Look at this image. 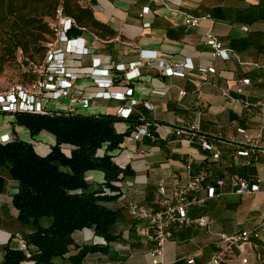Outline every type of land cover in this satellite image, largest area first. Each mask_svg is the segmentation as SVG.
<instances>
[{"label":"crops","instance_id":"0c3cea01","mask_svg":"<svg viewBox=\"0 0 264 264\" xmlns=\"http://www.w3.org/2000/svg\"><path fill=\"white\" fill-rule=\"evenodd\" d=\"M81 3L89 5L94 17L108 24L114 34L100 36L84 28L77 35L93 45L88 54L66 57L68 70L78 75L72 94L88 99L89 106L82 110L85 114L119 115V108L131 107L135 121L115 123L118 132L131 125L115 160L134 170L132 177L121 182V196L108 203L118 210L119 219L112 231L119 233L121 239L109 242L107 253L87 255L83 264H150L152 243L136 235V219L128 215L126 204L134 201L157 208L158 182L162 181L166 193L172 195L176 186L188 178L184 167L188 156L194 159L193 172L204 176L205 186L232 173L258 182L256 192L242 195L236 194L226 182L216 187V197L190 209L191 216L213 220L210 232L193 226L174 230L173 238L165 245V261L185 264V257L193 256L196 264H206L222 245L219 232L235 234L255 227L264 219V112L259 105L264 104V0H81ZM145 7L147 10L143 11ZM186 14L197 17V25L188 27ZM207 32L232 50L230 58L211 55V48L204 43ZM93 59L100 60L98 67L110 70L111 86L99 87L95 83L99 76L92 74ZM159 60L189 62L194 68H185L182 76L166 75L158 67ZM137 61L145 64L138 67V75L130 78L129 66ZM117 65H123L124 70L116 69ZM199 66H214L215 72L203 76L196 69ZM243 78H248L249 83L242 84ZM129 88L130 93L126 92ZM100 91L122 93L123 97L112 94L96 97ZM64 100L66 108L68 99ZM13 118L12 114L0 112V134L31 141L35 148L27 129L14 124ZM194 123L198 125L196 136L176 134L177 129ZM139 127L146 128L147 133L134 138L133 131ZM241 128L253 142L244 140ZM258 133L260 137L256 138ZM37 135L41 137V145L50 148L54 143L53 135L46 131ZM200 136L214 143L220 151L219 158H212V153L201 147ZM243 146L254 147L258 153L251 165H246L245 156L236 154ZM86 179L93 188L103 180V174L90 170ZM16 192V180L0 169V263L4 246H15V235L24 236L31 231L18 220L12 203ZM199 195L206 197V189ZM73 238L78 244L104 243L90 228L74 232ZM69 248L70 252L75 251L73 245ZM54 261L71 264L62 257H55Z\"/></svg>","mask_w":264,"mask_h":264},{"label":"trees","instance_id":"16d2710c","mask_svg":"<svg viewBox=\"0 0 264 264\" xmlns=\"http://www.w3.org/2000/svg\"><path fill=\"white\" fill-rule=\"evenodd\" d=\"M58 10L77 24L68 30V35L81 34V28L100 36L114 34L81 0H0V75L7 66L18 68V51L30 61H41L45 44L53 35L47 19L54 18ZM130 113L126 118L58 114L56 110L13 115V123L25 127L31 137L46 131L53 135L54 143L41 155L31 141L18 136L0 142V169L17 182L12 203L18 220L31 229L23 236L31 246L30 256L7 244L0 264H57L55 257L83 264L87 255L107 253L108 243L121 239L112 231L119 219L118 210L108 203L121 196V182L134 175L128 164L121 166L115 160L120 143L131 131L130 125L118 132L115 123L135 122ZM90 170L103 174V180L93 188L86 179ZM85 228L92 229L104 243H76L74 232ZM251 242L254 260L245 264H264V237ZM71 245L74 252H70ZM219 264L240 263L233 255L225 254Z\"/></svg>","mask_w":264,"mask_h":264},{"label":"built area","instance_id":"2783aa9c","mask_svg":"<svg viewBox=\"0 0 264 264\" xmlns=\"http://www.w3.org/2000/svg\"><path fill=\"white\" fill-rule=\"evenodd\" d=\"M147 8H143L146 11ZM209 17V15H207ZM48 26L53 30V35L46 42V52L41 61L33 62L28 60L21 51H18L16 62L18 69L23 75L24 80L13 82L0 90V112L8 114L16 113H34L48 114L52 109H49L43 100H60L67 98L68 103L64 110H56V113L64 114H85L83 109L89 106L87 98L72 94V90L76 89L75 81L78 77L77 73L69 71L66 65V57L70 54L81 56L88 54L93 43L87 42L84 38L77 35H68V30L72 27H77L73 18L65 16L60 10L57 11L54 18L47 19ZM198 18L189 14L185 16V24L188 27L197 25ZM147 24V23H146ZM84 29V28H81ZM243 29H247L243 26ZM204 43L211 48L212 56H219L223 59L230 58L233 54L231 49L223 47L220 40L210 32L206 33ZM147 56H150L147 54ZM155 58V55L153 56ZM150 58V57H149ZM145 62H133L129 66V77L132 78L138 75V67ZM99 59H93L92 74L99 77L95 83L99 87H107L113 84V80L108 77L111 72L108 68L98 67ZM158 67L166 75H184V69H193V65L189 62L178 64L172 60H159ZM116 69L124 70L123 65H117ZM197 71L203 76L209 73H214V66H199ZM242 84H248L249 79L243 78ZM240 92L241 88L238 87ZM130 93L131 88L126 90ZM123 97L121 93H108L100 91L96 93V97L110 96ZM264 112V104L259 103ZM131 112V107H121L118 109L120 116L126 118ZM198 131L197 124H190L187 127H181L176 130V134H189L196 136ZM240 131L246 142H253L245 129ZM134 138H138L142 134H146V128H135ZM260 137V133L256 138ZM10 139L6 133L0 134V142H5ZM201 147L212 153V158L217 159L220 156V151L215 147L214 143L209 141L205 136H200ZM237 155L245 156L246 165H251L255 161L258 153L254 147H240L236 150ZM194 159L188 156L184 162V167L188 172V178L183 184H178L172 195H168L165 191L162 181L157 184V192L160 196L157 208L148 204L129 201L126 204L128 215L136 219L134 232L137 236L149 240L152 245L149 249L151 256L150 264H172L167 263L164 258L165 245L173 238L174 230L184 227H198L210 232L213 220L207 216H191L190 209L201 205L206 199L214 198L218 194L217 186H223L226 182L236 194L242 195L253 193L258 190V182H249L246 178L237 173L230 174L226 179H216L212 184L204 185V176L200 173L193 172ZM258 181V180H257ZM206 189V197H202L199 193ZM219 240L222 245L206 264H219V261L225 254L233 255L240 264H245L249 261V255L253 245L251 240L264 237V219L251 229L241 230L235 234H227L225 232L218 233ZM14 241L17 249L21 250L26 257L30 256V245L27 240L20 235L14 236ZM32 261H22V264H31ZM185 264H196L193 256L185 257Z\"/></svg>","mask_w":264,"mask_h":264},{"label":"rangeland","instance_id":"374dc122","mask_svg":"<svg viewBox=\"0 0 264 264\" xmlns=\"http://www.w3.org/2000/svg\"><path fill=\"white\" fill-rule=\"evenodd\" d=\"M23 80L24 78L22 77L19 69L16 66H7L0 75V90L4 89L6 86L13 82H20ZM43 103L46 104L49 109L64 110L66 100L60 99L47 101L44 99ZM24 137L29 138V136L27 137V135H25ZM31 139L35 141V148L39 154L44 155L47 153L49 147H47L46 145H41V143L39 142V139H41V137L35 135L34 137H31ZM248 257L250 260H254L253 251L250 252V255Z\"/></svg>","mask_w":264,"mask_h":264}]
</instances>
